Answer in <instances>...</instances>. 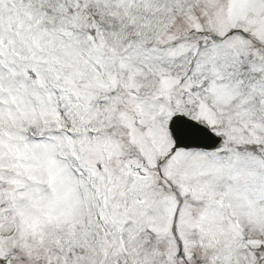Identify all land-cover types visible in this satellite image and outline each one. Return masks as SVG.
Returning <instances> with one entry per match:
<instances>
[{
    "label": "snow or ice",
    "instance_id": "obj_1",
    "mask_svg": "<svg viewBox=\"0 0 264 264\" xmlns=\"http://www.w3.org/2000/svg\"><path fill=\"white\" fill-rule=\"evenodd\" d=\"M0 264H264V0H0Z\"/></svg>",
    "mask_w": 264,
    "mask_h": 264
}]
</instances>
